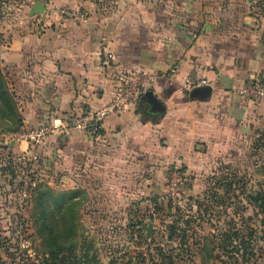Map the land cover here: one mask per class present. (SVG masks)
Instances as JSON below:
<instances>
[{
    "label": "crops",
    "instance_id": "1",
    "mask_svg": "<svg viewBox=\"0 0 264 264\" xmlns=\"http://www.w3.org/2000/svg\"><path fill=\"white\" fill-rule=\"evenodd\" d=\"M163 2L50 0L40 14L28 9L31 20L0 31V66L21 130L60 126L109 102L110 54L152 77L162 111L143 98L108 117L99 137L73 130L50 135L39 148L41 168L48 165L53 183L80 191L82 205L146 203L172 164L186 168L183 176L201 173L211 153H242L264 133V99L240 93L251 82L264 84V42L219 28L214 18L223 8L192 0L170 9ZM188 80L207 84L189 88Z\"/></svg>",
    "mask_w": 264,
    "mask_h": 264
},
{
    "label": "rangeland",
    "instance_id": "2",
    "mask_svg": "<svg viewBox=\"0 0 264 264\" xmlns=\"http://www.w3.org/2000/svg\"><path fill=\"white\" fill-rule=\"evenodd\" d=\"M37 1L50 2L0 0V31L31 20ZM164 1L170 9L192 2ZM201 1L223 8L219 28L264 42V0ZM5 81L15 110L0 101V264H264V133L242 153H211L201 173L183 176L172 164L146 203L85 206L80 191L53 183L48 165L29 158Z\"/></svg>",
    "mask_w": 264,
    "mask_h": 264
},
{
    "label": "built area",
    "instance_id": "3",
    "mask_svg": "<svg viewBox=\"0 0 264 264\" xmlns=\"http://www.w3.org/2000/svg\"><path fill=\"white\" fill-rule=\"evenodd\" d=\"M112 60L109 66L112 69L111 79L114 84V95L112 99L98 109H85L82 112L74 113L65 119L60 126L40 125L38 127H24L22 137L28 141L29 158L33 161L40 159L39 148L45 144V140L52 134H67L77 130L99 137L103 129L104 121L112 115H120L137 107L150 91L152 77L143 71L131 70L114 61L113 56H108ZM207 84L206 80L198 82L188 80L187 86L193 88ZM241 95L245 98L259 101L264 99V84L255 81L247 84L241 90ZM182 179V178H180Z\"/></svg>",
    "mask_w": 264,
    "mask_h": 264
},
{
    "label": "water",
    "instance_id": "4",
    "mask_svg": "<svg viewBox=\"0 0 264 264\" xmlns=\"http://www.w3.org/2000/svg\"><path fill=\"white\" fill-rule=\"evenodd\" d=\"M45 10V5L44 3H42L41 1H37L35 3V6H34V11H33V14H36V13H42L43 11ZM144 99H147V101L152 105V108L154 111L156 112H160L162 111L163 109V106H162V103L159 101V99L154 95L153 91H148L145 96H144ZM147 228V231L148 233L150 234L153 230V227L152 225L146 227Z\"/></svg>",
    "mask_w": 264,
    "mask_h": 264
},
{
    "label": "trees",
    "instance_id": "5",
    "mask_svg": "<svg viewBox=\"0 0 264 264\" xmlns=\"http://www.w3.org/2000/svg\"><path fill=\"white\" fill-rule=\"evenodd\" d=\"M5 79H6V74L4 72V69L0 66V101L2 100L3 105L6 106L5 107L6 108L5 110L12 112L13 110H15V107H14V105L12 107L11 99L8 97V93H10V92L5 87L6 86ZM11 94H12L13 98L15 99V95L13 93H11ZM2 96H5V99L4 100L1 98ZM18 124L20 126H22L21 117L19 119V123ZM74 192H75L74 195H76L77 191H74Z\"/></svg>",
    "mask_w": 264,
    "mask_h": 264
}]
</instances>
